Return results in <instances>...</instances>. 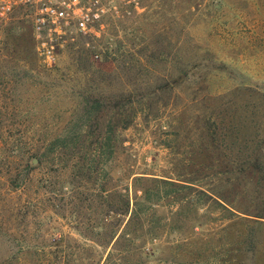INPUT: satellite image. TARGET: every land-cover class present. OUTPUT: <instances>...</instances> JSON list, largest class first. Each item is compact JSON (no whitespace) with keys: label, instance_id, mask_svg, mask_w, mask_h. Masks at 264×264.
Returning <instances> with one entry per match:
<instances>
[{"label":"rangeland","instance_id":"374dc122","mask_svg":"<svg viewBox=\"0 0 264 264\" xmlns=\"http://www.w3.org/2000/svg\"><path fill=\"white\" fill-rule=\"evenodd\" d=\"M60 43L47 66L0 24V264H91L124 187L148 221L124 264H264V0H148Z\"/></svg>","mask_w":264,"mask_h":264},{"label":"built area","instance_id":"2783aa9c","mask_svg":"<svg viewBox=\"0 0 264 264\" xmlns=\"http://www.w3.org/2000/svg\"><path fill=\"white\" fill-rule=\"evenodd\" d=\"M148 0H0V24L27 19L33 26L36 52L47 66L56 64L61 41L74 32L95 33L110 14L138 8Z\"/></svg>","mask_w":264,"mask_h":264},{"label":"trees","instance_id":"16d2710c","mask_svg":"<svg viewBox=\"0 0 264 264\" xmlns=\"http://www.w3.org/2000/svg\"><path fill=\"white\" fill-rule=\"evenodd\" d=\"M103 154L108 155V157L112 155L111 151L104 152ZM36 158L38 159V163H41L40 155H36ZM118 194L119 206H117V208H110L109 206L102 217H100L101 230L96 233L92 232L93 235L99 236L100 238V240L97 241L94 239L92 240L96 242L101 254L98 253V256H96L95 253L97 252V248L92 246L91 264H94L95 258L97 257L103 260L105 255L106 264H124L128 261V257H133L135 252H142V249H144V245L142 246L140 242L143 243V239H145L143 233L145 222L148 223V221H144V217L142 218L141 216L143 210L140 209V205L136 199L135 203H132L128 187H124ZM111 197L110 193L106 194L107 199ZM147 199L148 198L145 197L144 200L148 201ZM220 199L223 198L220 197ZM127 218L128 220L126 222ZM242 221L249 222L256 226L259 231L264 232V213L255 214L251 218L244 217ZM147 235L155 237V234L152 232H148ZM144 253L142 252V254Z\"/></svg>","mask_w":264,"mask_h":264}]
</instances>
